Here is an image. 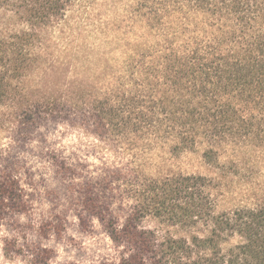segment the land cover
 <instances>
[{
    "label": "trees",
    "instance_id": "1",
    "mask_svg": "<svg viewBox=\"0 0 264 264\" xmlns=\"http://www.w3.org/2000/svg\"><path fill=\"white\" fill-rule=\"evenodd\" d=\"M71 1L0 0V107L16 111L20 133L51 118L64 133L93 138L94 153L125 168L100 183L126 201L123 224L93 183L76 190L82 210L122 250L118 262L100 264H264V202L220 213L210 178L145 171L165 149L178 157L205 145L204 160L216 166L223 147L264 149V0H141V21L161 41L141 49L114 90L89 107L54 97L24 102L32 47ZM192 14L204 15L215 32L178 44L167 21ZM47 160L62 179L76 177L71 159L50 152ZM26 197L16 172L1 171L0 225L29 208ZM148 217L169 231L146 228Z\"/></svg>",
    "mask_w": 264,
    "mask_h": 264
},
{
    "label": "rangeland",
    "instance_id": "2",
    "mask_svg": "<svg viewBox=\"0 0 264 264\" xmlns=\"http://www.w3.org/2000/svg\"><path fill=\"white\" fill-rule=\"evenodd\" d=\"M140 1L72 0L64 18L42 31L32 47L35 62L24 78V102L54 97L89 107L114 90L129 65L138 62L141 49L161 41L141 21ZM16 22L10 21L11 25ZM167 22L178 30V44L194 37L208 38L215 32L201 14H192L186 22L180 18ZM15 112L0 107V172H16L29 208L10 213L1 223L0 264L118 262L122 250L102 224L86 208L82 210L76 190L93 183L102 201L112 202L123 224L129 212L126 201L119 191L110 192L100 183L110 174L125 173V168L115 157L103 159L94 153L93 138L64 133L51 118L39 120L34 131L20 133ZM206 149L200 145L178 157L168 149L160 150L148 158L145 171L154 176L180 173L210 178L220 213L264 202L263 148L252 144L247 148L223 147L217 166L204 160ZM50 152L71 159L77 165L76 177L62 179L47 160ZM143 225L169 231L152 217ZM238 242L240 238L236 237L230 244Z\"/></svg>",
    "mask_w": 264,
    "mask_h": 264
}]
</instances>
